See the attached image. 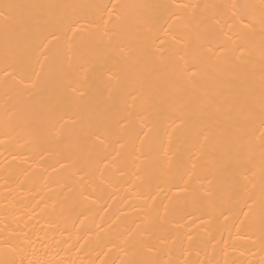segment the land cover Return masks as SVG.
Here are the masks:
<instances>
[{"label": "bare ground", "instance_id": "6f19581e", "mask_svg": "<svg viewBox=\"0 0 264 264\" xmlns=\"http://www.w3.org/2000/svg\"><path fill=\"white\" fill-rule=\"evenodd\" d=\"M0 264H264V0H0Z\"/></svg>", "mask_w": 264, "mask_h": 264}]
</instances>
